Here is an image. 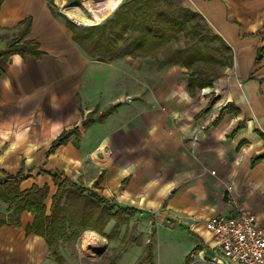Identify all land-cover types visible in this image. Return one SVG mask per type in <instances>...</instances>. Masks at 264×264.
I'll list each match as a JSON object with an SVG mask.
<instances>
[{
	"label": "crops",
	"instance_id": "0c3cea01",
	"mask_svg": "<svg viewBox=\"0 0 264 264\" xmlns=\"http://www.w3.org/2000/svg\"><path fill=\"white\" fill-rule=\"evenodd\" d=\"M125 1L54 0L60 13L54 14L48 0H3L0 50L30 19L25 40L37 43L42 54L0 58V183L19 171L30 174L20 188L48 186L47 214L56 173L138 209L134 217L142 225H168L149 215L166 206L197 235L190 252L197 251L198 263L215 264L203 229L207 217L251 211L264 227V157L252 164L264 153V0H181L232 51L230 65L213 82L219 101L203 115L208 89L192 94L185 66L168 65L156 82H145L131 56L103 62L88 55L61 15L105 21ZM107 5L108 14L98 15ZM112 105L117 108L104 121L96 117L83 127L88 113ZM73 127L79 135L48 154L53 141ZM13 211L0 200V212ZM34 218L25 210L20 224L0 227V264H53L45 238L27 232Z\"/></svg>",
	"mask_w": 264,
	"mask_h": 264
},
{
	"label": "trees",
	"instance_id": "16d2710c",
	"mask_svg": "<svg viewBox=\"0 0 264 264\" xmlns=\"http://www.w3.org/2000/svg\"><path fill=\"white\" fill-rule=\"evenodd\" d=\"M164 1L168 5H161ZM168 1V2H167ZM178 3H170L169 0H126L115 11L113 16L104 22L89 27H78L74 22H68L73 31V39L82 49L94 59L99 61H112L117 58L131 56L133 58H145L162 55L158 61L159 70L168 65L180 64L188 69V88L193 94L197 89L212 87L215 79L222 76V72L213 68L211 63H220L221 59L215 57L210 51L212 40L217 39L221 48L229 52L230 65L232 60L231 48L218 35L214 34L203 17L186 7L178 0ZM3 0H0V7ZM54 14H58L54 6V0H48ZM31 27V20L24 22L21 33L10 40L5 49L0 50V58L19 53L31 54L40 57L42 51L38 44L32 40H25ZM187 35L196 39L195 45L185 48H171L169 43L178 40L179 35ZM213 68V69H212ZM215 102L210 101L200 115L208 113ZM112 105L97 114L98 108L88 113L82 122L83 127L91 126L97 119L102 122L116 110ZM227 106L224 107V110ZM219 118L215 121L217 122ZM72 134L79 135L77 127L64 130L51 144L48 154L54 152L60 145L66 144ZM264 157L259 154L252 159V164L257 163ZM30 174L19 171L17 175H10L8 179L0 183V200L14 207L12 214L6 215L0 212V227L3 225L20 224L19 216L29 210L34 213L32 224L26 227L27 232L34 231L45 238L55 260L63 259L59 248V239L64 229L68 226L73 228L74 235L84 229L98 230L105 227L113 220L124 221L123 216H134L138 209L134 207L120 206L110 202L99 195L95 190L83 187L61 174H54V182L57 190L52 196L50 213L47 214L45 199L48 195V186L33 187L28 191H22L21 182ZM99 179L94 183L97 187ZM156 224L152 225V233L146 245V252L142 258L143 264H154L153 241L157 230ZM137 222L131 231L124 235V245L138 243L135 233ZM118 233L116 225L109 238ZM196 248H199L197 246ZM188 261V257H187Z\"/></svg>",
	"mask_w": 264,
	"mask_h": 264
},
{
	"label": "rangeland",
	"instance_id": "374dc122",
	"mask_svg": "<svg viewBox=\"0 0 264 264\" xmlns=\"http://www.w3.org/2000/svg\"><path fill=\"white\" fill-rule=\"evenodd\" d=\"M169 1L172 6H174L173 3L179 2L178 0ZM160 4L168 5V3L166 4L164 1H162ZM56 11L58 12V10ZM113 14H111V16H113ZM61 15L66 21H72L68 16L64 14ZM102 22H104V20L101 21V23ZM77 26L89 27L83 25ZM196 43V39L180 34L178 40H174L169 43V47L185 48L189 45H195ZM210 44L212 45L210 52L215 57L221 59L220 63L211 64H213L214 69L224 73L229 62V52L221 48V44L217 39L212 40ZM157 57L159 58L157 60L154 57L134 58L138 61L137 64H140L139 66L142 67L143 78L145 82H156L159 78H161L163 72H165L168 68L167 66L159 70L157 63L162 59L163 56L158 55ZM204 89H208L206 90V95L209 97V102L213 101L215 102V105L219 101V98L215 96L216 92L214 90V83L212 87H207ZM213 108L211 110H213ZM224 194L226 196L224 197V200L229 202L230 196L228 192H225ZM112 200V202L115 203V200ZM165 208L166 206H162L158 211L155 210L149 213V215L151 214V218H154L158 222H161V219L169 222L168 225H165L164 223L155 225L157 233L152 243L154 264H199L198 262L200 259L196 254L197 251L194 250L190 252L193 242L197 239V235L190 232L191 230H188L187 226L182 221H175V219L170 216ZM157 217H159V219H157ZM167 217H170L171 219H168ZM122 219L125 220L121 222L120 220L113 219L105 227H100L98 230L87 228L78 232L76 235H74L73 228L67 226L59 239V247L61 246L60 253L63 256V259L57 261L54 258L53 264H143L142 258L146 252V245L150 238V234L152 233V227L146 222L142 225L141 220H136L134 216H123ZM136 222L137 231L135 235L138 238L139 244L130 243L125 246L122 239L124 235H127L131 231L134 223ZM116 225L118 226V233L113 238H109V234ZM203 229L204 231L206 230L205 224H203ZM87 231L94 232L100 240V245L96 246V248L92 247L93 250L91 251H85L82 248V244L87 237ZM189 252V259L187 261V255ZM207 255L210 257L209 252ZM207 262L208 264L211 263L210 260H207Z\"/></svg>",
	"mask_w": 264,
	"mask_h": 264
},
{
	"label": "built area",
	"instance_id": "2783aa9c",
	"mask_svg": "<svg viewBox=\"0 0 264 264\" xmlns=\"http://www.w3.org/2000/svg\"><path fill=\"white\" fill-rule=\"evenodd\" d=\"M77 25L91 26L101 21L81 20L67 14ZM214 173V171H213ZM231 186L227 188L228 191ZM205 229L211 238L215 264H264V227L251 211L237 214L220 213L205 219Z\"/></svg>",
	"mask_w": 264,
	"mask_h": 264
},
{
	"label": "bare ground",
	"instance_id": "6f19581e",
	"mask_svg": "<svg viewBox=\"0 0 264 264\" xmlns=\"http://www.w3.org/2000/svg\"><path fill=\"white\" fill-rule=\"evenodd\" d=\"M103 1V0H102ZM115 1V0H114ZM96 3V2H95ZM115 3V2H114ZM94 4V3H93ZM102 4V3H101ZM110 4V3H109ZM118 4V3H117ZM110 5H107V6H102V8L101 9H99V10H96V12H97V14L98 15H102V14H104V15H107L108 14V12L110 11L109 9H110V7H109ZM113 7V6H112ZM86 235H87V237H86V240L84 241V243L82 244V248H83V250H85V251H91V250H93L92 249V247L93 248H96V246H99L100 245V240H99V238L97 237V235L94 233V232H91V231H87L86 232ZM91 248V249H90ZM93 252V251H92ZM95 252V251H94Z\"/></svg>",
	"mask_w": 264,
	"mask_h": 264
}]
</instances>
